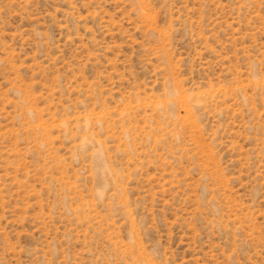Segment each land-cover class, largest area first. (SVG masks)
<instances>
[{
	"label": "rangeland",
	"instance_id": "1",
	"mask_svg": "<svg viewBox=\"0 0 264 264\" xmlns=\"http://www.w3.org/2000/svg\"><path fill=\"white\" fill-rule=\"evenodd\" d=\"M0 264H264V0H0Z\"/></svg>",
	"mask_w": 264,
	"mask_h": 264
}]
</instances>
